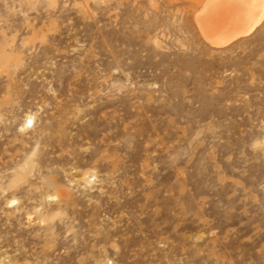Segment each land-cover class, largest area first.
Returning a JSON list of instances; mask_svg holds the SVG:
<instances>
[{"label": "rangeland", "instance_id": "obj_1", "mask_svg": "<svg viewBox=\"0 0 264 264\" xmlns=\"http://www.w3.org/2000/svg\"><path fill=\"white\" fill-rule=\"evenodd\" d=\"M199 2L0 0V264H264V18Z\"/></svg>", "mask_w": 264, "mask_h": 264}, {"label": "bare ground", "instance_id": "obj_2", "mask_svg": "<svg viewBox=\"0 0 264 264\" xmlns=\"http://www.w3.org/2000/svg\"><path fill=\"white\" fill-rule=\"evenodd\" d=\"M200 1V2H199ZM194 19L204 39L222 46L250 33L264 18V0H198Z\"/></svg>", "mask_w": 264, "mask_h": 264}, {"label": "snow or ice", "instance_id": "obj_3", "mask_svg": "<svg viewBox=\"0 0 264 264\" xmlns=\"http://www.w3.org/2000/svg\"><path fill=\"white\" fill-rule=\"evenodd\" d=\"M31 123V121H29V124Z\"/></svg>", "mask_w": 264, "mask_h": 264}]
</instances>
